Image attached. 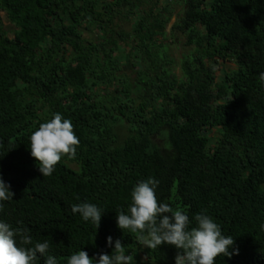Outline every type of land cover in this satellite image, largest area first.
Returning <instances> with one entry per match:
<instances>
[{
	"label": "trees",
	"instance_id": "obj_1",
	"mask_svg": "<svg viewBox=\"0 0 264 264\" xmlns=\"http://www.w3.org/2000/svg\"><path fill=\"white\" fill-rule=\"evenodd\" d=\"M0 13L15 28L0 21V174L14 193L0 220L47 239L60 264L111 254L108 236L136 264H174L168 246L142 261L137 234L116 227L154 177L160 202L235 239L239 255L216 264H264V0H0ZM169 36L191 52L174 58ZM55 113L80 145L42 176L29 137ZM84 201L105 211L98 230L71 211Z\"/></svg>",
	"mask_w": 264,
	"mask_h": 264
},
{
	"label": "clouds",
	"instance_id": "obj_2",
	"mask_svg": "<svg viewBox=\"0 0 264 264\" xmlns=\"http://www.w3.org/2000/svg\"><path fill=\"white\" fill-rule=\"evenodd\" d=\"M259 80L264 86V72L259 74ZM79 145L71 119L55 113L30 135L28 150L42 176H51L63 156L76 158ZM159 183L158 179L149 177L134 185L127 210L116 213V227L123 234H137L139 244L147 249L175 248L174 264H216L218 257L231 259L239 255L235 239L224 235L211 215L201 212L190 218L183 209L160 202ZM13 197L11 185L0 174V208ZM71 211L97 230L105 214L103 208L87 201L73 204ZM261 228L264 230V225ZM107 247L112 249L111 254L90 258L88 252L80 250L67 257L66 264H136L120 239L114 241L108 236ZM40 260L43 264H60L47 239L35 240L29 229L0 220V264H38Z\"/></svg>",
	"mask_w": 264,
	"mask_h": 264
},
{
	"label": "rangeland",
	"instance_id": "obj_3",
	"mask_svg": "<svg viewBox=\"0 0 264 264\" xmlns=\"http://www.w3.org/2000/svg\"><path fill=\"white\" fill-rule=\"evenodd\" d=\"M0 21L2 22V24L4 26V30L7 31V32H9L10 38H14L15 28L7 21V18H6V16H5L4 13H0ZM115 25L116 26L117 25H120V29L122 28L125 31H130L131 30L129 28V25L127 23H125V22L122 23L120 19H117L116 20V24ZM169 31H170V29H169ZM167 44L171 48V54H172V56L174 58H176L177 60H180L183 57V55L189 54L191 52V49L190 48H187L185 46V38L182 37V36H177L175 39H170V36H169V41L167 42ZM173 44H175V45H173ZM223 69H225V67L218 68V76H221L223 74V72H222ZM213 136H214L213 139H212L213 141H216L217 139L220 138V135L218 134V132H215L213 134ZM145 249L146 248L142 246V250H140L141 251L140 259L142 261H145L146 260V257H145V255L143 253V251Z\"/></svg>",
	"mask_w": 264,
	"mask_h": 264
}]
</instances>
